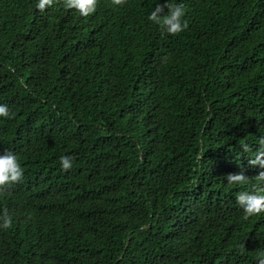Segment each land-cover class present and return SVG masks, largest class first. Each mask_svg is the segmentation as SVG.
<instances>
[{
    "label": "trees",
    "instance_id": "16d2710c",
    "mask_svg": "<svg viewBox=\"0 0 264 264\" xmlns=\"http://www.w3.org/2000/svg\"><path fill=\"white\" fill-rule=\"evenodd\" d=\"M37 2L0 0V154L24 173L0 264H257L264 214L236 195L264 187V0H169L176 36L148 20L164 0Z\"/></svg>",
    "mask_w": 264,
    "mask_h": 264
},
{
    "label": "clouds",
    "instance_id": "9594fccd",
    "mask_svg": "<svg viewBox=\"0 0 264 264\" xmlns=\"http://www.w3.org/2000/svg\"><path fill=\"white\" fill-rule=\"evenodd\" d=\"M54 0H38L35 7L40 12L46 8L51 9ZM116 5H122L125 0H113ZM98 0H63L62 7L65 9H75L81 17H89L97 11ZM167 10V13L161 14ZM184 7L182 4H176L164 0L163 4H157L155 10L148 16V20L159 25L161 34L176 36L188 28V23L185 19ZM23 84V81H21ZM0 117L10 119V109L6 104H0ZM262 150L257 153L254 164H260L264 167V138L259 141ZM247 150V149H245ZM60 167L67 171L72 167V160L69 156H61ZM23 168L18 161V158L11 152L0 154V194H3L7 187L20 181L23 177ZM260 179H264V172L260 173ZM243 173L230 174L227 180L230 183H242L245 181ZM236 203L243 209L245 218L264 214V187H260L253 192H241L236 195ZM12 217L8 214L0 215V229H8L12 226ZM257 264H264V253H260L257 257Z\"/></svg>",
    "mask_w": 264,
    "mask_h": 264
}]
</instances>
